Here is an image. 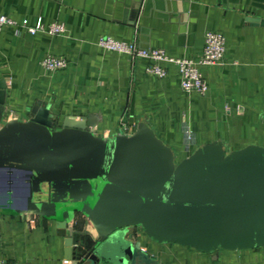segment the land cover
Listing matches in <instances>:
<instances>
[{
	"label": "crops",
	"instance_id": "crops-1",
	"mask_svg": "<svg viewBox=\"0 0 264 264\" xmlns=\"http://www.w3.org/2000/svg\"><path fill=\"white\" fill-rule=\"evenodd\" d=\"M0 14L18 23L66 26L62 36L29 35L18 25L0 31L6 119L28 120L41 101L58 121L56 128L66 116H92L98 136H114L123 124L133 132L145 122L176 162L215 141L226 152L264 147V0H0ZM208 31L223 34L225 52L220 64L200 67L207 83L203 96L181 90L173 64H165L166 76L157 79L146 73V60L97 46L107 36L197 61ZM48 54L65 58L66 68L45 71L41 61ZM185 127L193 135L189 145ZM77 226L91 230L83 220ZM132 232L157 264H264V247L203 254ZM66 261L71 264L55 222L0 211V264Z\"/></svg>",
	"mask_w": 264,
	"mask_h": 264
},
{
	"label": "water",
	"instance_id": "water-1",
	"mask_svg": "<svg viewBox=\"0 0 264 264\" xmlns=\"http://www.w3.org/2000/svg\"><path fill=\"white\" fill-rule=\"evenodd\" d=\"M5 112L0 83V211L55 222L71 264H157L136 229L203 254L264 247V147L215 141L176 162L145 122L98 136L92 116L56 128L41 101L26 121Z\"/></svg>",
	"mask_w": 264,
	"mask_h": 264
},
{
	"label": "built area",
	"instance_id": "built-area-1",
	"mask_svg": "<svg viewBox=\"0 0 264 264\" xmlns=\"http://www.w3.org/2000/svg\"><path fill=\"white\" fill-rule=\"evenodd\" d=\"M17 25L20 30L29 35L43 33L49 36H62L66 32V26L62 22L54 21L45 25L39 20L34 25H30L27 19H22L18 23L0 14V31L4 27ZM97 46L109 53L126 55L132 60H146L148 62L145 68L146 73L157 79H163L166 76L165 64H173L177 67L181 90L185 93H195L203 96L207 91V83L203 79L199 69L200 67L213 66L221 63L225 52V38L223 34L216 31L206 32L202 55L197 61L188 58L170 57L162 49H141L137 47L134 41H120L107 36L100 37L97 40ZM41 66L45 71L55 72L66 68L67 60L63 57L48 54L42 59ZM131 130V127H128L126 124H123L121 127V133H130ZM184 135L186 143L189 145L192 141V133H190L187 127L184 128ZM4 264L21 263L6 262Z\"/></svg>",
	"mask_w": 264,
	"mask_h": 264
},
{
	"label": "trees",
	"instance_id": "trees-1",
	"mask_svg": "<svg viewBox=\"0 0 264 264\" xmlns=\"http://www.w3.org/2000/svg\"><path fill=\"white\" fill-rule=\"evenodd\" d=\"M79 223H81V220H80V219L76 221V226H77ZM77 227H78V226H77Z\"/></svg>",
	"mask_w": 264,
	"mask_h": 264
}]
</instances>
